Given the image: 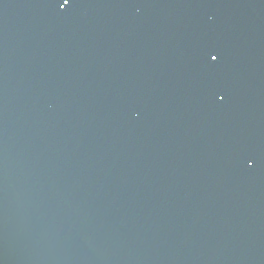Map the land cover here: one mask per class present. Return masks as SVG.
Segmentation results:
<instances>
[{
	"label": "water",
	"instance_id": "water-1",
	"mask_svg": "<svg viewBox=\"0 0 264 264\" xmlns=\"http://www.w3.org/2000/svg\"><path fill=\"white\" fill-rule=\"evenodd\" d=\"M61 4L0 0V264H264V0Z\"/></svg>",
	"mask_w": 264,
	"mask_h": 264
},
{
	"label": "snow or ice",
	"instance_id": "snow-or-ice-1",
	"mask_svg": "<svg viewBox=\"0 0 264 264\" xmlns=\"http://www.w3.org/2000/svg\"><path fill=\"white\" fill-rule=\"evenodd\" d=\"M70 2V0H63V4L60 5L61 8L65 7L66 5H68ZM210 59L212 61H217L218 60V54H213L211 52L208 53Z\"/></svg>",
	"mask_w": 264,
	"mask_h": 264
}]
</instances>
